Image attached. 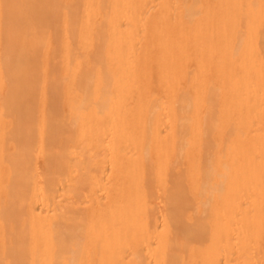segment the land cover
<instances>
[{
    "label": "bare ground",
    "instance_id": "obj_1",
    "mask_svg": "<svg viewBox=\"0 0 264 264\" xmlns=\"http://www.w3.org/2000/svg\"><path fill=\"white\" fill-rule=\"evenodd\" d=\"M0 264H264V0H0Z\"/></svg>",
    "mask_w": 264,
    "mask_h": 264
}]
</instances>
